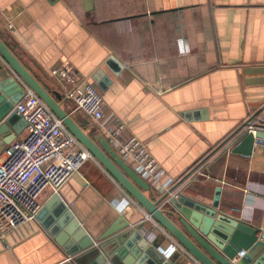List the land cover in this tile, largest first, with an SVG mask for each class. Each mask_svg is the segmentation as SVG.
Masks as SVG:
<instances>
[{"label":"crops","instance_id":"1","mask_svg":"<svg viewBox=\"0 0 264 264\" xmlns=\"http://www.w3.org/2000/svg\"><path fill=\"white\" fill-rule=\"evenodd\" d=\"M0 37L99 143L109 137L65 96L52 68L70 62L98 87L105 112L125 122L170 179L162 193L151 187V196L175 188L176 197L211 204L221 186L220 210L264 225V148L236 154L238 135L231 137L251 119L264 121V0H0ZM13 124L1 140L26 136L22 119ZM55 194L97 242L116 226L110 237L125 235L131 264L148 262L133 254L139 243L126 235L131 228L156 242V253L199 264L94 157L58 192L40 195L34 220L0 238V264H89L91 247L81 248L59 223L56 207L41 214Z\"/></svg>","mask_w":264,"mask_h":264},{"label":"water","instance_id":"2","mask_svg":"<svg viewBox=\"0 0 264 264\" xmlns=\"http://www.w3.org/2000/svg\"><path fill=\"white\" fill-rule=\"evenodd\" d=\"M26 86L49 106L117 183L147 211L150 219L155 220L185 250L188 257L199 264H264V225L255 226L220 210L221 186L216 188L211 204L182 193H178L176 197L172 195L175 188L159 197L151 196L150 184L114 150L106 138L100 136L98 143L91 137L65 110L61 94L49 92L21 63L1 37L0 137L9 134L10 125L15 126L13 123L19 118L26 125V120L15 109L25 95ZM246 125L247 123L231 136L238 135L232 152L251 156L255 149V135L245 130L241 131ZM263 125L264 121H260V126ZM256 136L264 138V132L258 130ZM14 137L15 134H10L4 140L0 138V147H4ZM54 207H56L54 215L57 218L60 216L59 223L68 226L69 232H75L74 237L79 240L81 248L91 247L87 253L89 264L132 263L131 258L125 259V246H121L125 235L110 237L113 231L118 230L116 226L108 228L101 241L97 242L59 194L51 197L41 214L49 209L53 210ZM128 234L132 240L139 243L133 254L142 257L140 263L148 259L147 264H177L172 257L156 253L158 244L150 243L136 228H131L126 235ZM145 250L148 254L144 253Z\"/></svg>","mask_w":264,"mask_h":264},{"label":"built area","instance_id":"3","mask_svg":"<svg viewBox=\"0 0 264 264\" xmlns=\"http://www.w3.org/2000/svg\"><path fill=\"white\" fill-rule=\"evenodd\" d=\"M13 31V20H6ZM52 74L77 110L90 116L99 130L109 137V143L135 171L158 193L170 182L166 171L147 145L134 135H127L125 122L115 114L105 112L102 92L70 62L63 61L52 68ZM15 106L26 120V136L8 144L0 156V238L34 220L42 208L40 195L51 188L58 192L71 177L80 174L89 150L68 130L49 106L29 87ZM264 132L259 120H249L247 133L255 135L254 147L264 148Z\"/></svg>","mask_w":264,"mask_h":264}]
</instances>
